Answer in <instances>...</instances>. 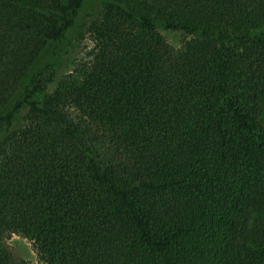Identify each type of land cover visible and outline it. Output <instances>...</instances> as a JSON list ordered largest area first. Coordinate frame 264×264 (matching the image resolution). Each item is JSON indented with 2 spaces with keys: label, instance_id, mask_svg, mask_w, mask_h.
<instances>
[{
  "label": "trees",
  "instance_id": "obj_1",
  "mask_svg": "<svg viewBox=\"0 0 264 264\" xmlns=\"http://www.w3.org/2000/svg\"><path fill=\"white\" fill-rule=\"evenodd\" d=\"M94 1L0 0V264H264V0Z\"/></svg>",
  "mask_w": 264,
  "mask_h": 264
},
{
  "label": "rangeland",
  "instance_id": "obj_2",
  "mask_svg": "<svg viewBox=\"0 0 264 264\" xmlns=\"http://www.w3.org/2000/svg\"><path fill=\"white\" fill-rule=\"evenodd\" d=\"M95 1L94 0H86L85 8L82 10V14H85L87 11H90L94 7ZM74 32L75 28L71 29L68 32V39H74ZM162 33L166 36L169 42L174 44L175 46H181L183 43L186 42L191 36H187L177 31H162ZM65 42H61L57 44V47L62 48ZM82 49H88L93 47V42L89 34L85 41L82 43ZM50 49L49 46L46 47L40 57L34 62V64L30 68V73L36 69L41 63L49 58ZM77 54H73L69 57L68 61L65 63V67L62 70V74L67 73L73 67L74 61L76 60ZM8 244L10 245L11 251L13 254L19 258H24L28 260L31 264H38L37 261V254L33 247L32 240L22 236L20 234H13L8 240Z\"/></svg>",
  "mask_w": 264,
  "mask_h": 264
}]
</instances>
